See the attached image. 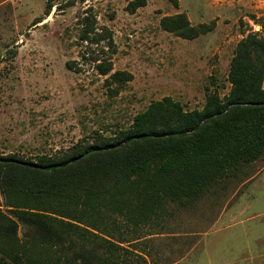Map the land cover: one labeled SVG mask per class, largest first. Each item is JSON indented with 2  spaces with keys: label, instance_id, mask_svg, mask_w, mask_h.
<instances>
[{
  "label": "rangeland",
  "instance_id": "obj_1",
  "mask_svg": "<svg viewBox=\"0 0 264 264\" xmlns=\"http://www.w3.org/2000/svg\"><path fill=\"white\" fill-rule=\"evenodd\" d=\"M135 1L54 0L47 14L48 0H0V156L48 163L112 143L166 97L202 110L209 95L229 94L239 44L264 37V0H145L132 11ZM179 15L207 31L186 38L163 27ZM13 174L0 169L3 187ZM19 178L16 191L0 185V211L18 226L16 238L0 231V246L22 264H71L75 251L88 264H264V156L195 200L159 190L157 164L57 193L63 176ZM141 202L152 208L135 216ZM10 209L51 216L65 244ZM4 263L18 264L0 254Z\"/></svg>",
  "mask_w": 264,
  "mask_h": 264
},
{
  "label": "trees",
  "instance_id": "obj_2",
  "mask_svg": "<svg viewBox=\"0 0 264 264\" xmlns=\"http://www.w3.org/2000/svg\"><path fill=\"white\" fill-rule=\"evenodd\" d=\"M53 1L48 0L47 14ZM145 3V0L135 1L130 7L134 11ZM36 23L37 19L33 24ZM162 25L186 38H196L207 31L191 27L185 15L166 18ZM228 78L231 83L229 94L224 97L209 95L202 110L186 111L181 104L166 97L136 116L132 126L122 131L116 141L89 146L81 154L48 163L32 162L15 155L0 156L2 174L8 170L14 173L9 178L6 176L9 186L0 185L3 190L6 188L7 194L20 187V173L33 172L53 178L63 176V182L51 187L57 193L61 191L58 185L80 189L114 178H130L148 172L157 164L162 184L159 190L178 200L202 197L229 171L264 156V37L252 33L239 44ZM37 187L32 186V190L36 191ZM88 194L94 196L89 190ZM160 199L159 193L154 203ZM152 205L141 202L135 216H143ZM9 211L24 225L35 227L60 245L65 244L66 239L52 225L54 219L51 216L23 210ZM3 221L7 223L6 227L1 224ZM17 228L15 221L0 211V231L4 229V235L16 238ZM14 253L19 251L11 252L0 246V254L22 264ZM105 261L116 264L110 259ZM70 263L88 264V260L84 254L75 251L71 253Z\"/></svg>",
  "mask_w": 264,
  "mask_h": 264
},
{
  "label": "crops",
  "instance_id": "obj_3",
  "mask_svg": "<svg viewBox=\"0 0 264 264\" xmlns=\"http://www.w3.org/2000/svg\"><path fill=\"white\" fill-rule=\"evenodd\" d=\"M263 89H264V82H263Z\"/></svg>",
  "mask_w": 264,
  "mask_h": 264
}]
</instances>
